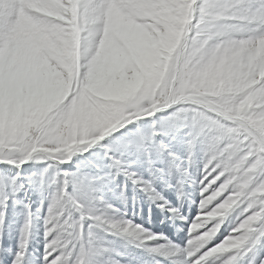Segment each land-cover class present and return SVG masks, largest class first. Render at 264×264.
Wrapping results in <instances>:
<instances>
[{"label": "snow or ice", "instance_id": "1", "mask_svg": "<svg viewBox=\"0 0 264 264\" xmlns=\"http://www.w3.org/2000/svg\"><path fill=\"white\" fill-rule=\"evenodd\" d=\"M0 165V264H122L108 235L148 264H264V0H0ZM120 176L121 199L130 181L186 242L116 219L103 188Z\"/></svg>", "mask_w": 264, "mask_h": 264}, {"label": "rangeland", "instance_id": "2", "mask_svg": "<svg viewBox=\"0 0 264 264\" xmlns=\"http://www.w3.org/2000/svg\"><path fill=\"white\" fill-rule=\"evenodd\" d=\"M163 114H167V110L163 111ZM160 115V114H157ZM150 121L145 120L141 122V127L147 130V126ZM174 148L181 147L182 144L178 141H170ZM99 151V149H97ZM183 154V153H181ZM88 154L80 155L78 154L71 164L64 165V167L69 170H75V163L78 160L84 159ZM125 159L129 162L130 167L136 171L140 176L145 179H148V171L146 164L143 163V157L139 156L135 153L128 154ZM105 165L108 163L107 161L103 162ZM163 166V165H160ZM0 167H3L0 165ZM42 167H44L43 162H29L21 169L24 174H30L32 172L39 171ZM108 169L105 167V171ZM86 171L95 174V169L90 168ZM196 168H193V173L195 174ZM125 182V178L120 176L114 182L107 183L103 188V197L106 201L112 204L113 209L115 210V218H123L125 220L130 221L133 225L144 228L146 231H151L154 235L159 237H166L173 243L180 244L182 241L186 242L187 239V230L184 222L180 220H172L166 218V213H162L160 209H158L155 204H152L151 201L147 198V196L142 193L139 189H135L133 193V186L131 182L128 181V190L125 193L126 199H121L120 197V184ZM158 189L163 190V194L173 202V204H177L176 194L174 191L163 189L162 182L157 181L156 184ZM51 189L45 192L47 195ZM185 191L191 194V199H196L197 195L194 192V189L191 186H186ZM135 194L136 200L133 202L132 196ZM30 199L33 201V208L39 206V201L41 199L38 191H34L31 194ZM191 199L185 200L182 207V212L185 216L191 219L196 214V205L191 203ZM151 208V213H149V209ZM23 217L16 216L12 217V227L11 229L6 222L5 225V247H11L13 250L15 249L18 237H19V224L22 223ZM163 221V223H161ZM225 227H227V221L225 222ZM219 235V233L217 234ZM107 241L110 242V245L116 249V252L120 253L117 255L115 252L113 253L115 259L122 261V264H148L151 260V257L145 252L143 249L134 246V244L129 243L128 241L134 239L129 237L128 239L123 238V236L117 235H108L106 237ZM43 236L42 229L37 230L34 229L33 239L30 245V253L32 257H34L35 252L42 251ZM163 242V241H161ZM146 243L151 246H155V242L146 241Z\"/></svg>", "mask_w": 264, "mask_h": 264}, {"label": "clouds", "instance_id": "3", "mask_svg": "<svg viewBox=\"0 0 264 264\" xmlns=\"http://www.w3.org/2000/svg\"><path fill=\"white\" fill-rule=\"evenodd\" d=\"M67 132V128H65V133ZM140 235H142V233H137V236L139 237Z\"/></svg>", "mask_w": 264, "mask_h": 264}]
</instances>
